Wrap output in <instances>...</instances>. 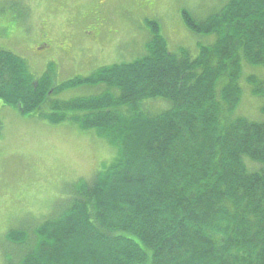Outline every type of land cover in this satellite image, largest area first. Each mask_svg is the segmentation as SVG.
Returning a JSON list of instances; mask_svg holds the SVG:
<instances>
[{"label": "trees", "instance_id": "16d2710c", "mask_svg": "<svg viewBox=\"0 0 264 264\" xmlns=\"http://www.w3.org/2000/svg\"><path fill=\"white\" fill-rule=\"evenodd\" d=\"M214 12L180 11L190 33L214 36L194 56L171 53L159 24L144 20L140 57L61 82L54 63L39 74L0 47L1 107L93 132L115 151L70 184L31 242L26 228L6 234L26 248L14 264H264V0ZM244 67L263 72L245 78L262 98L260 119L236 115ZM156 101L163 108H144Z\"/></svg>", "mask_w": 264, "mask_h": 264}, {"label": "rangeland", "instance_id": "374dc122", "mask_svg": "<svg viewBox=\"0 0 264 264\" xmlns=\"http://www.w3.org/2000/svg\"><path fill=\"white\" fill-rule=\"evenodd\" d=\"M73 1L75 0H0V12L9 11L11 7L30 10L33 16L30 23L36 29L33 42L27 45L11 44L6 49L22 56L39 74L48 67L42 61L50 58L58 67L57 77L60 82L70 80L77 73H91L99 66L129 62L144 53V45L150 34L136 29L139 20L144 18L139 13H134L130 2L122 4L125 11L106 15V12H89V4L83 5L80 12L72 11ZM153 1L156 3L154 13L145 12V20L152 19L159 24L161 35L167 41V48L171 53L183 48L194 56L198 46L211 44L214 36L190 33L181 21V9L189 10L197 20H202L215 13L227 0ZM40 8L43 12H40ZM95 16L99 17L100 29H104L102 32L117 30L116 35L106 38L102 45L96 47L80 35L83 31L95 33L90 27ZM44 20L51 25L48 29H43L52 34L53 42L50 43L51 40L48 39L50 47L36 52V44L43 43L38 37L44 31L39 30ZM129 20V23L126 22ZM18 26L22 28L20 24ZM70 34H73L72 38ZM88 46L92 48L85 52ZM99 47L101 50L98 52ZM82 52H85L84 56ZM249 75L261 78L263 72L244 67L240 80L243 93L236 115L260 119L262 98L250 95V88L245 81ZM97 92V88L80 93L77 90L71 91L64 94V99ZM160 107L163 108L157 101L144 105L147 111ZM107 143L93 132H82L67 122L52 125L47 120L29 118L0 105V264H14L18 255L21 257L26 252L25 247L6 239L9 231L26 228V243L31 242L33 228L62 210L70 184L94 176L111 162L115 151ZM246 165L248 168L255 166L249 161H246Z\"/></svg>", "mask_w": 264, "mask_h": 264}, {"label": "flooded vegetation", "instance_id": "af4514ba", "mask_svg": "<svg viewBox=\"0 0 264 264\" xmlns=\"http://www.w3.org/2000/svg\"><path fill=\"white\" fill-rule=\"evenodd\" d=\"M130 2L134 7V13H139L141 18H144L142 21L139 20L138 26L136 29H138L139 32L145 33V30L147 28L144 25V20L147 19V16H145V12H153L156 7V3H154L153 0H75L73 1L72 11L80 12V8L83 7V5H90L91 11L89 12H106V15H109L113 12H121L124 10L122 8V4ZM3 10L0 12V47L1 48H7L8 45L11 46V44H18V45H27L29 42H33L32 38L34 34L36 33V29L34 28V24L31 25V21H33L32 12L28 9L18 10L14 8H10L9 11ZM43 12L42 8H40V12ZM125 11V10H124ZM88 12V11H86ZM127 13V12H123ZM41 19V18H40ZM22 20H25V23H22ZM152 20V19H148ZM126 21V22H130ZM44 23V24H43ZM18 24L22 26V28H19ZM50 24H47V22L44 20L41 22V26H39V30H44L43 33H41V36L38 37L39 40L43 41L41 45L36 44L35 51L39 52L42 51V49H47L50 47V43H52L51 39V33L46 30L49 28ZM44 26V27H43ZM51 27V25H50ZM92 28V31L95 32L94 34L91 31H83L81 32V36L85 39L86 42H88L90 45H94L96 47L97 45H102L104 40L112 35L117 34L116 29L112 30H106L101 28V22L99 21V17L95 16L93 17V25L90 26ZM46 28V29H43ZM73 34H70L69 36L72 38ZM48 39L51 40V42H47ZM44 47V48H42ZM91 46H88L85 50V52L91 50ZM61 49V48H60ZM101 50V48H98V52ZM62 51H64L62 49ZM85 52H82V55H85ZM97 56V55H96ZM83 60L86 61V59ZM45 66H48L49 64L53 63V61L49 58L42 61ZM89 65V64H88ZM81 70V69H80ZM79 70V71H80Z\"/></svg>", "mask_w": 264, "mask_h": 264}]
</instances>
